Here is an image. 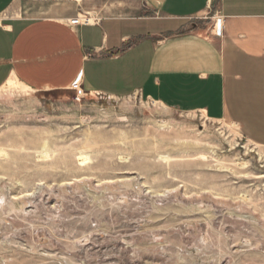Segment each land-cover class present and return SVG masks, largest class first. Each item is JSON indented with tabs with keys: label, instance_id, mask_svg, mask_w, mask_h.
Returning <instances> with one entry per match:
<instances>
[{
	"label": "rangeland",
	"instance_id": "obj_1",
	"mask_svg": "<svg viewBox=\"0 0 264 264\" xmlns=\"http://www.w3.org/2000/svg\"><path fill=\"white\" fill-rule=\"evenodd\" d=\"M208 116L10 80L0 264H264V145Z\"/></svg>",
	"mask_w": 264,
	"mask_h": 264
},
{
	"label": "crops",
	"instance_id": "obj_2",
	"mask_svg": "<svg viewBox=\"0 0 264 264\" xmlns=\"http://www.w3.org/2000/svg\"><path fill=\"white\" fill-rule=\"evenodd\" d=\"M12 79L228 118L264 145V0H0V90Z\"/></svg>",
	"mask_w": 264,
	"mask_h": 264
},
{
	"label": "built area",
	"instance_id": "obj_3",
	"mask_svg": "<svg viewBox=\"0 0 264 264\" xmlns=\"http://www.w3.org/2000/svg\"><path fill=\"white\" fill-rule=\"evenodd\" d=\"M75 2H79V0H73ZM98 23V20L92 17L90 14H85L78 16L76 19L70 21L71 26H83V25H92ZM72 91L78 94V98L80 95L84 94L82 86L80 83L75 82L71 88Z\"/></svg>",
	"mask_w": 264,
	"mask_h": 264
},
{
	"label": "bare ground",
	"instance_id": "obj_4",
	"mask_svg": "<svg viewBox=\"0 0 264 264\" xmlns=\"http://www.w3.org/2000/svg\"><path fill=\"white\" fill-rule=\"evenodd\" d=\"M214 31V30H213ZM236 125V124H235ZM79 161H81V162H85L86 160H85V158L84 157H80V160Z\"/></svg>",
	"mask_w": 264,
	"mask_h": 264
}]
</instances>
